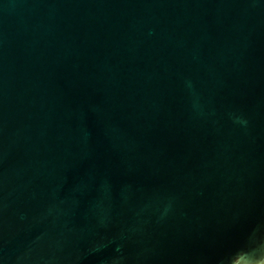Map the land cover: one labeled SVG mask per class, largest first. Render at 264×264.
<instances>
[{
  "label": "water",
  "instance_id": "obj_1",
  "mask_svg": "<svg viewBox=\"0 0 264 264\" xmlns=\"http://www.w3.org/2000/svg\"><path fill=\"white\" fill-rule=\"evenodd\" d=\"M0 264H264V0H0Z\"/></svg>",
  "mask_w": 264,
  "mask_h": 264
}]
</instances>
